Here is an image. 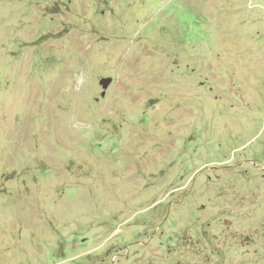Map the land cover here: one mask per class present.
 <instances>
[{
    "label": "rangeland",
    "instance_id": "374dc122",
    "mask_svg": "<svg viewBox=\"0 0 264 264\" xmlns=\"http://www.w3.org/2000/svg\"><path fill=\"white\" fill-rule=\"evenodd\" d=\"M0 264H264V0H0Z\"/></svg>",
    "mask_w": 264,
    "mask_h": 264
},
{
    "label": "water",
    "instance_id": "95a60500",
    "mask_svg": "<svg viewBox=\"0 0 264 264\" xmlns=\"http://www.w3.org/2000/svg\"><path fill=\"white\" fill-rule=\"evenodd\" d=\"M112 82H113V77H111V76H105V77L101 78L100 84L102 85V87L104 89L102 92L103 95L106 94V90L109 88V86L111 85Z\"/></svg>",
    "mask_w": 264,
    "mask_h": 264
},
{
    "label": "flooded vegetation",
    "instance_id": "af4514ba",
    "mask_svg": "<svg viewBox=\"0 0 264 264\" xmlns=\"http://www.w3.org/2000/svg\"><path fill=\"white\" fill-rule=\"evenodd\" d=\"M249 174H250V173H249ZM249 174H248V175H249ZM244 175H246V174H244ZM239 198H240V197H239ZM240 200H242V202H243V199H240Z\"/></svg>",
    "mask_w": 264,
    "mask_h": 264
}]
</instances>
